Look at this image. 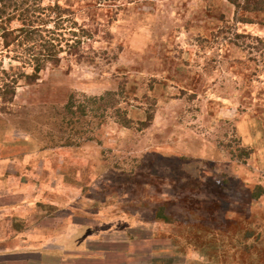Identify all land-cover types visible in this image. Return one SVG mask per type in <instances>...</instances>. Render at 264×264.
I'll return each mask as SVG.
<instances>
[{
	"label": "rangeland",
	"instance_id": "1",
	"mask_svg": "<svg viewBox=\"0 0 264 264\" xmlns=\"http://www.w3.org/2000/svg\"><path fill=\"white\" fill-rule=\"evenodd\" d=\"M243 2L43 0L68 12L57 32L70 44L73 21L90 37L81 61L65 51L31 82L0 38V198L27 196L22 215L55 207L108 264H264V12ZM106 92L93 140L64 146L68 100ZM161 206L171 221L155 220Z\"/></svg>",
	"mask_w": 264,
	"mask_h": 264
},
{
	"label": "trees",
	"instance_id": "2",
	"mask_svg": "<svg viewBox=\"0 0 264 264\" xmlns=\"http://www.w3.org/2000/svg\"><path fill=\"white\" fill-rule=\"evenodd\" d=\"M83 1L101 6L120 0ZM242 5L239 3L235 4L237 8H243L246 11L264 12V0H244ZM67 13L58 4L44 6L43 0H0V38L2 40V47L7 50L11 46L16 47V50H13V52L19 53L20 56H17V59L24 64L32 65V73L25 75V78L29 79V82L38 79L39 73L46 64L59 65L60 55L63 52L65 53V51L67 52V56L76 57L78 61L84 58L80 49L82 41L90 37L87 29L73 21L72 30L68 32L73 36L71 44L65 35L57 32L58 30H65L63 28L64 22L70 23L71 19L67 18ZM14 22H19V26L12 29L10 26ZM50 23H53V28L48 27ZM63 42L67 44L65 48L67 50H64L61 45ZM18 48L21 50H18ZM13 83L17 84L16 79H14ZM8 93L14 94V91L9 90ZM123 93L124 91L121 88L120 94L123 95ZM115 96L116 93L114 92H106L99 97H84L80 103L74 97H71L63 107L62 112L64 115L63 124L67 126L70 134L67 142L63 145L78 147L84 142L92 141L93 136L90 135L92 130L88 129V126H90L93 119H105L108 108L113 109L112 105L114 104L112 100ZM114 113L116 121L123 128L132 127L131 120L126 118L125 114L121 113L119 109H116ZM152 121L153 115L149 114L146 121L137 124V130H145L150 126ZM239 152L237 157L241 160L247 159L250 155V150L243 147ZM259 189L262 192L261 187ZM259 195L260 192H255L252 198L257 199ZM154 218L157 221H171V217L165 213L164 206L156 209ZM92 245L94 244L91 242L89 246L91 247Z\"/></svg>",
	"mask_w": 264,
	"mask_h": 264
},
{
	"label": "crops",
	"instance_id": "3",
	"mask_svg": "<svg viewBox=\"0 0 264 264\" xmlns=\"http://www.w3.org/2000/svg\"><path fill=\"white\" fill-rule=\"evenodd\" d=\"M16 197L15 199L9 195L7 200L0 198V264L110 262H106L105 258L91 257L86 252L91 243L89 231L84 230L82 226H74L71 223L69 225L64 219L59 221L55 207L52 215L47 204L39 200L27 212L24 210L22 215L16 202L24 203L27 196L19 194ZM119 259L118 264L130 263L125 253Z\"/></svg>",
	"mask_w": 264,
	"mask_h": 264
}]
</instances>
